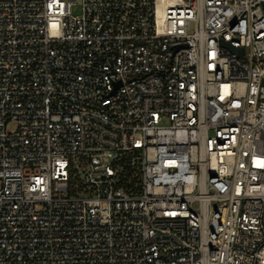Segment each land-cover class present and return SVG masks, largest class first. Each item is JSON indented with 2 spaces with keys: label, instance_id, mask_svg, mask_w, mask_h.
<instances>
[{
  "label": "built area",
  "instance_id": "obj_1",
  "mask_svg": "<svg viewBox=\"0 0 264 264\" xmlns=\"http://www.w3.org/2000/svg\"><path fill=\"white\" fill-rule=\"evenodd\" d=\"M0 264H264V0H0Z\"/></svg>",
  "mask_w": 264,
  "mask_h": 264
},
{
  "label": "water",
  "instance_id": "obj_2",
  "mask_svg": "<svg viewBox=\"0 0 264 264\" xmlns=\"http://www.w3.org/2000/svg\"><path fill=\"white\" fill-rule=\"evenodd\" d=\"M225 47H230L229 44H224ZM233 52L239 54V55H242V50L240 49H231Z\"/></svg>",
  "mask_w": 264,
  "mask_h": 264
}]
</instances>
